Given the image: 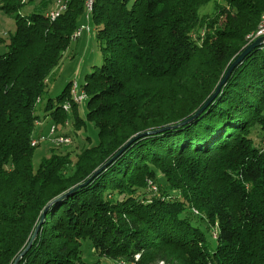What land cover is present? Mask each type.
<instances>
[{
  "label": "trees",
  "instance_id": "trees-1",
  "mask_svg": "<svg viewBox=\"0 0 264 264\" xmlns=\"http://www.w3.org/2000/svg\"><path fill=\"white\" fill-rule=\"evenodd\" d=\"M33 1L0 0L15 22L0 54V264H13L39 225L18 264H264V46L201 115L117 155L200 109L257 33L264 0H221L209 17L200 9L216 0H95L103 63L78 84L85 117L73 81L42 109L56 130L91 123L98 143L87 137L75 158L52 147L37 167V106L86 9L61 0L51 20L59 0H38L22 14Z\"/></svg>",
  "mask_w": 264,
  "mask_h": 264
},
{
  "label": "rangeland",
  "instance_id": "rangeland-1",
  "mask_svg": "<svg viewBox=\"0 0 264 264\" xmlns=\"http://www.w3.org/2000/svg\"><path fill=\"white\" fill-rule=\"evenodd\" d=\"M63 1L59 0L55 7L48 12V14L56 10L59 3ZM39 3L38 0L33 1L31 4H27L20 11L24 15H29L33 11L34 5ZM214 3L221 4V0H216L200 9V14L202 16H211L216 13V8ZM64 4V2H63ZM66 4V3H65ZM67 5V4H66ZM94 8V7H93ZM86 9V1H85ZM86 18V15H85ZM88 25L91 28V32H84L83 36L79 40H72L69 48L64 52L60 65L54 70L50 76L49 90L48 93L43 97L42 103L37 106V115L39 117L40 123H37L34 136L38 137L39 135H47L52 126V116L50 114H45L43 112L44 105L48 102L49 99H56L65 86L70 81H76L81 86L84 85L86 76L90 75L96 67H100L103 63L102 54L98 47L96 40V29L92 24L91 20L83 19L80 21L79 27H84ZM15 32V22L10 15L5 14L0 10V54L7 51L6 45L9 43V37ZM254 36H252V39ZM86 102L82 104L80 117H85L86 111ZM56 101H54V105ZM72 119H70V127H65L60 130L64 133H71L73 144L68 147H62L61 150L65 152L72 153V157L75 158V152L78 150L77 147L84 146L83 140L87 137L90 138L93 145L98 143V131L95 127L88 123L86 127L75 130L73 128ZM60 130H57V134H62ZM49 138H43L41 143L34 153L33 165L35 167L39 166L43 157L49 155L50 148L56 147L52 146L51 141H48ZM256 144L261 145V139H256ZM83 258L88 263L95 262L98 258L92 253L91 244L89 241H85L83 244ZM99 264H117L108 259H100Z\"/></svg>",
  "mask_w": 264,
  "mask_h": 264
},
{
  "label": "water",
  "instance_id": "water-1",
  "mask_svg": "<svg viewBox=\"0 0 264 264\" xmlns=\"http://www.w3.org/2000/svg\"><path fill=\"white\" fill-rule=\"evenodd\" d=\"M262 46H264V36L257 38L255 41H253L252 43L248 44L243 51L241 52V54L234 60V62L229 66V68L227 69L225 75L223 76V78L221 79V81L217 84L215 91L213 92V94L206 100V102L200 107L199 110L196 111V113L194 115H192L191 117L187 118L186 120H184L183 122L174 125V126H165L163 128H160L158 130L152 131V132H148V133H143V134H139L134 136L131 140L128 141V143L123 146L121 148V150L119 151V153L117 155H119L120 153H122L132 142L136 141L137 139H139L140 137L149 135V134H154V133H162L164 131L170 130V129H176L178 127H182L185 126L186 124L190 123L193 119H195L196 117H198L199 115H201L207 108L208 106L217 98V96L219 95V93L221 92L222 87L225 85V83L227 82L228 78L230 77V75L232 74L233 70L245 59V57L250 54L253 50L257 49V48H261ZM116 155V156H117ZM114 159V158H113ZM112 159V160H113ZM111 162L108 161L106 164H104L103 166H101L100 168H98L94 174L92 175L91 178H93L94 176L98 175L99 173L102 172V170ZM90 178V179H91ZM89 181V180H88ZM87 183V182H86ZM81 186H76L72 191H70L68 194L66 195H70V193H72L73 191L79 189ZM48 214V210L46 209L42 215V221L41 223L44 221L46 215ZM40 223V224H41ZM40 225L37 227L36 231L34 232L27 248L16 258V260L14 261L13 264H18L19 261L21 260V258L28 252V250L31 248L33 241L35 240L37 233H38V229H39Z\"/></svg>",
  "mask_w": 264,
  "mask_h": 264
},
{
  "label": "bare ground",
  "instance_id": "bare-ground-1",
  "mask_svg": "<svg viewBox=\"0 0 264 264\" xmlns=\"http://www.w3.org/2000/svg\"><path fill=\"white\" fill-rule=\"evenodd\" d=\"M85 1H86V19L87 20H90V16H91L92 11H93V7H94L95 0H85ZM66 7L67 6H66L65 3L64 4H63V2L62 3H59L58 6H57V8H56V10L50 12L48 14V16L51 18V20H55L56 19L55 15H57V18H58L60 16V14L63 13L66 10ZM263 23H264V19H263L261 25L259 26V29H258V31L255 34V36H254L253 39H255V37H257V35L260 33V30L262 28ZM80 31H84V27H79L75 31V33L73 35V40H79V33H80ZM71 92H72L73 103L78 104V105H80V107H82V104H84L85 101H87V99H88V96L85 93V91L79 86V94H82L83 97H84L83 98V103H80V98H77L75 96L74 91H71ZM66 106H64V109L66 111H69L70 110V104H68V105L66 104ZM50 134H51L52 137H60L61 136L59 133L57 134V130L54 127L51 128ZM48 141H51V143H52V139L51 138H49ZM39 142H41V141L34 140L32 142V145L33 146H36V145L39 144ZM72 143H73L72 139H61V140H57L56 141L55 146L58 147V148L59 147H67V146H71Z\"/></svg>",
  "mask_w": 264,
  "mask_h": 264
},
{
  "label": "built area",
  "instance_id": "built-area-1",
  "mask_svg": "<svg viewBox=\"0 0 264 264\" xmlns=\"http://www.w3.org/2000/svg\"><path fill=\"white\" fill-rule=\"evenodd\" d=\"M55 17L57 18V15H55ZM84 32H88V34H89L91 32L90 26L84 25V31H80V33H79V39L83 36ZM262 36H264V23L262 25V28L260 30V33L257 35V37H255V39H251V41L249 43H251L252 41H254L257 38L262 37ZM71 91H74L75 96L77 98H80V103H83V98L84 97H83L82 94H79V85H78V82L73 81ZM64 106H66V104ZM43 138H51L52 139V146L56 144V141L57 140H61V139H72L71 137H68V136H66L64 134H61L60 137H52L51 134H50V130H49V133L47 135H43V134L39 135L37 137V141H41V140H43ZM150 186L153 189H156L155 186L152 183H150Z\"/></svg>",
  "mask_w": 264,
  "mask_h": 264
},
{
  "label": "crops",
  "instance_id": "crops-1",
  "mask_svg": "<svg viewBox=\"0 0 264 264\" xmlns=\"http://www.w3.org/2000/svg\"><path fill=\"white\" fill-rule=\"evenodd\" d=\"M70 133V132H69Z\"/></svg>",
  "mask_w": 264,
  "mask_h": 264
}]
</instances>
